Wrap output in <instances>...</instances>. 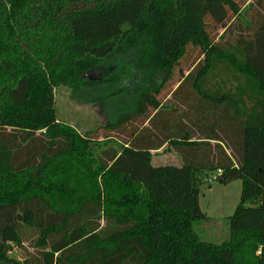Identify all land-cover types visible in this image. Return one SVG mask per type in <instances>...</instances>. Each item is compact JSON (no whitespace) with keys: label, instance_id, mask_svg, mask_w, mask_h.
I'll list each match as a JSON object with an SVG mask.
<instances>
[{"label":"trees","instance_id":"obj_1","mask_svg":"<svg viewBox=\"0 0 264 264\" xmlns=\"http://www.w3.org/2000/svg\"><path fill=\"white\" fill-rule=\"evenodd\" d=\"M60 87L120 98L117 137L59 121ZM212 173L242 182L221 244ZM0 264H264V0H0Z\"/></svg>","mask_w":264,"mask_h":264},{"label":"rangeland","instance_id":"obj_2","mask_svg":"<svg viewBox=\"0 0 264 264\" xmlns=\"http://www.w3.org/2000/svg\"><path fill=\"white\" fill-rule=\"evenodd\" d=\"M239 2H254L255 0H238ZM176 84L173 90L177 89ZM99 90L91 91L92 97L79 98L69 87H60L55 90V107L58 120L74 128L81 135H85L94 129H100L99 138L104 136L117 137L115 132L104 131V126L112 121L119 113V101L112 96L104 99L103 106L100 103L91 102L96 98ZM168 90L164 92V95ZM99 96V95H98ZM172 95H168L164 100L170 102ZM116 104V105H115ZM169 109V107H168ZM153 164L155 166L173 165L181 166L180 156L170 147L164 146L162 149L153 152ZM215 173L207 176L206 183L201 186L199 205L201 211L209 218L206 222L198 223L196 231L203 241L221 244L229 238L228 219L231 218L238 207L242 194V182L234 181L223 186L214 181ZM13 246L9 256L17 261L23 262L27 257L34 254L29 242H24L22 247Z\"/></svg>","mask_w":264,"mask_h":264}]
</instances>
